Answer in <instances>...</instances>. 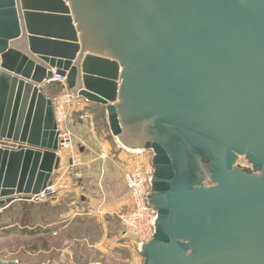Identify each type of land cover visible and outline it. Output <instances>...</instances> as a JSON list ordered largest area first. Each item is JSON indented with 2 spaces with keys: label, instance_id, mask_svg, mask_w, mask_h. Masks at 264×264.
<instances>
[{
  "label": "water",
  "instance_id": "1",
  "mask_svg": "<svg viewBox=\"0 0 264 264\" xmlns=\"http://www.w3.org/2000/svg\"><path fill=\"white\" fill-rule=\"evenodd\" d=\"M54 76L152 153L143 264H264V0H0V211L60 165Z\"/></svg>",
  "mask_w": 264,
  "mask_h": 264
},
{
  "label": "rangeland",
  "instance_id": "2",
  "mask_svg": "<svg viewBox=\"0 0 264 264\" xmlns=\"http://www.w3.org/2000/svg\"><path fill=\"white\" fill-rule=\"evenodd\" d=\"M47 88L49 98L54 102L62 94L59 84ZM88 115L91 117V123L99 127L100 135L113 140L123 152L119 147L121 145L110 134L105 111L85 105L82 108L84 117L81 120L86 119ZM73 118L71 115L62 125L63 129L71 133L73 148L71 151L63 150L58 153L60 159L69 154L70 165L79 157V148L74 145L71 130ZM151 154H145L144 161L152 160ZM101 159L108 160L109 156L102 153ZM130 160L127 154L125 159L117 160L121 165L119 170L122 177V166L132 165L133 161L130 163ZM239 163L246 165L243 160ZM92 184L89 180L86 181L87 190L84 189L82 196L84 201L75 194L69 195L68 192L62 195L64 199L60 198V188L56 187V197L46 204L15 202L7 211H0V261L17 264H143L136 240L124 234L120 221L121 215L130 207L127 190L120 196L125 203L120 205L118 202L119 207L116 206L117 200H110L98 209L89 205V196L92 194L89 187L92 192L97 191L99 195H103L105 184L101 181ZM64 189L66 188H61ZM13 224L15 226H12Z\"/></svg>",
  "mask_w": 264,
  "mask_h": 264
},
{
  "label": "built area",
  "instance_id": "3",
  "mask_svg": "<svg viewBox=\"0 0 264 264\" xmlns=\"http://www.w3.org/2000/svg\"><path fill=\"white\" fill-rule=\"evenodd\" d=\"M59 84L62 88V94L55 99H51L53 112L58 129V146L60 151L72 150L71 133L62 128L67 119L73 116V113L80 115L83 119L82 108L87 104L83 99L70 93L66 85V76H54L45 82V88ZM123 152L130 158L132 165L123 167V180L130 200L129 210L121 215L120 221L123 226L124 234L138 244V248L148 243L154 234V221L156 219L155 211L148 204V195L151 188V177L153 169L149 160L144 161V155L150 154L144 150H129L122 146ZM152 158V154H151ZM75 165L72 163L68 169L73 170ZM57 188L54 185H48L40 194L32 196L29 202L35 204H46L56 197Z\"/></svg>",
  "mask_w": 264,
  "mask_h": 264
},
{
  "label": "crops",
  "instance_id": "4",
  "mask_svg": "<svg viewBox=\"0 0 264 264\" xmlns=\"http://www.w3.org/2000/svg\"><path fill=\"white\" fill-rule=\"evenodd\" d=\"M46 89L48 88H45V92L49 97ZM86 106H92L95 109H103L105 111L104 108L99 106L89 104H86ZM73 116L74 121H71V130L74 136V145L79 148V157H76L72 161L75 169L70 172L68 171V166L70 165L71 156L69 154L63 155L58 169L52 175V185L60 188V198H63L62 195L67 192L69 195L72 193L82 198L84 189L87 190L86 181L89 180L93 184L101 181V183L105 184V188L103 189L105 194L99 195L97 191L92 192L89 187L92 193L89 196V205L93 208L101 209V206H104L108 201L117 200L116 206L119 207L118 202L120 205L125 203L122 202L123 199L120 196L126 193V188L121 171L119 170V166L121 165L117 160L125 159V154L119 150L113 140L100 135L98 132L99 127L91 123L92 120L89 115L84 120H80L78 114ZM102 153L109 156V159L102 160ZM63 187L66 189L61 190ZM78 215L80 216V213Z\"/></svg>",
  "mask_w": 264,
  "mask_h": 264
},
{
  "label": "trees",
  "instance_id": "5",
  "mask_svg": "<svg viewBox=\"0 0 264 264\" xmlns=\"http://www.w3.org/2000/svg\"><path fill=\"white\" fill-rule=\"evenodd\" d=\"M55 85V84H54ZM54 85H52V86H54ZM50 87V86H49ZM24 203H27V202H24ZM10 207V206H9ZM9 207L8 208H6V209H3L2 211H7L8 209H9ZM1 213V212H0ZM14 223H16L15 221H14ZM12 226H15V224H13ZM26 227V226H25ZM24 230L26 231L27 230V228H24Z\"/></svg>",
  "mask_w": 264,
  "mask_h": 264
},
{
  "label": "bare ground",
  "instance_id": "6",
  "mask_svg": "<svg viewBox=\"0 0 264 264\" xmlns=\"http://www.w3.org/2000/svg\"><path fill=\"white\" fill-rule=\"evenodd\" d=\"M138 151V150H137Z\"/></svg>",
  "mask_w": 264,
  "mask_h": 264
}]
</instances>
